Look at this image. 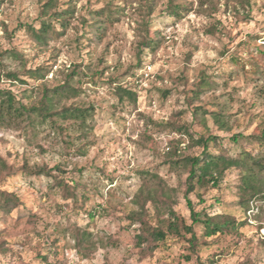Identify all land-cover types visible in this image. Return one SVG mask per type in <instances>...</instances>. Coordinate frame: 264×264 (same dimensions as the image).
<instances>
[{"label": "rangeland", "instance_id": "374dc122", "mask_svg": "<svg viewBox=\"0 0 264 264\" xmlns=\"http://www.w3.org/2000/svg\"><path fill=\"white\" fill-rule=\"evenodd\" d=\"M46 2L0 0V88L37 103L45 85L54 87L64 78L61 71L75 68L73 82L82 92L76 102L92 106L91 115L86 129L58 118L34 128L25 121L0 124V158L11 168L3 181L0 175V186L22 201L0 221V264H209L212 259L216 264H264V197L253 198L245 209L235 168L215 187L197 184L190 197L199 211L235 216L243 222L237 232L205 236L197 224L196 247L187 234L145 254L136 246L140 225L129 219L140 209L139 191L156 188L162 179L169 196L157 207L148 203L145 219L156 224L173 207L192 223L185 199L188 173L166 161V152L170 140L179 138L185 149L175 148L178 154L199 153L202 147L187 149L188 136L166 127L165 122L178 120L177 111L184 110L182 120L194 133L222 138L211 145L213 152L259 151L258 144H234L231 136L264 128V74L235 61L248 56L242 42L250 36L264 45V0L245 1L246 11L238 0H57L54 9H47ZM176 3L185 6L179 16L171 15ZM68 7L72 13L65 26L48 16ZM100 9H111L113 17L101 16L103 23L93 25L101 20L93 10ZM43 20L57 29L46 43L33 35ZM40 65L51 70L44 80L31 79L27 71ZM132 72L136 76L128 77ZM203 78L210 87L194 104L217 110L229 131L219 129L210 114L205 122L193 117L184 102L186 92ZM118 83L136 88L137 101H120ZM165 89H171L167 97ZM243 163L248 165L249 158ZM40 167L56 177L30 173ZM57 180L76 184L88 198L78 204L65 199ZM78 229L90 232L87 243L78 242Z\"/></svg>", "mask_w": 264, "mask_h": 264}, {"label": "trees", "instance_id": "16d2710c", "mask_svg": "<svg viewBox=\"0 0 264 264\" xmlns=\"http://www.w3.org/2000/svg\"><path fill=\"white\" fill-rule=\"evenodd\" d=\"M247 0H238V3L242 6V9L246 11L244 2ZM247 2V5L249 4ZM57 0H47L45 7L47 9L56 8ZM173 5V4H172ZM175 8L172 10L171 15L179 16L180 9H185V6L179 4H174ZM234 9L239 12L237 6ZM100 10H93L98 19L94 20L93 25L102 24L103 17L110 19L113 17L112 10H108L107 13ZM72 9L70 7L63 10H55L50 15L53 21L59 22L61 26H65L66 21L69 19ZM105 13V14H104ZM51 31H57L56 27L52 22L42 21L40 28L34 30L35 38L40 43H46L47 38L50 36ZM258 36H250V40L243 41L244 49L247 57L238 56L235 58L236 63L245 69L247 65H251L253 71L257 74H264V45L257 43ZM150 44H145L148 46ZM16 55V52H13ZM17 55H19L17 53ZM142 62L139 61V65ZM51 70L47 65H40L35 68H30L27 71V75L34 80H44ZM60 75L64 78L59 80L57 85L50 88L44 86L43 94L41 99L37 103H25L23 100L18 99L17 95L12 89L0 88V124L3 122L11 121H25L26 126L34 128L37 124L45 123L48 120L56 123L57 120L64 121H76L79 127H85L86 120L91 115L90 107H85L84 105L78 104L76 99L80 96L81 89L76 86L73 79L78 72L75 68L71 69L69 72L61 71ZM8 76L15 79L20 78L15 72H9ZM136 76V72H132L128 77ZM170 79L174 76L170 73ZM159 79L164 81V75H160ZM117 81V80H115ZM176 81V79L174 80ZM119 82V81H118ZM120 83V82H119ZM117 84V93L119 95V100L124 101L126 99H132L134 102L137 101L138 92L136 88L130 86H122ZM200 85L196 89L186 92L184 102L186 105L192 109L193 117L198 115L202 121H206V114H210L217 122L219 129L228 128L226 121L223 120V116L217 110H209L203 106H195V100L200 98L202 91L207 90L210 87V82L207 78H203ZM202 86V87H201ZM164 96L167 97L171 93V89H165L163 91ZM75 99V102L67 104L66 101ZM57 106H59L57 108ZM202 111V113H200ZM184 110H179L176 112L175 116L178 117L177 121H168L166 127L175 130L181 134L188 136L189 141L187 149H191L195 146L202 147L199 153L195 154H178L175 148L185 149L182 147V138L172 139L169 142V148L166 152L168 161L175 168L183 167L188 173L186 180V192L185 199L187 206L190 210V218L192 220L191 224H188L185 220V216L170 207L168 210V215L160 219L156 224H152L146 218L147 214V204L152 203L157 207V202L160 200H166L168 193L165 189V184L162 179L157 181L156 188H142L138 195L136 202L139 204V210H133L129 214V219L134 224L140 225V231L136 236V246L140 248L142 253H154L162 243H166L172 239L186 238L187 234H191L188 240L196 247L199 243L195 225L199 224L204 227L205 236L217 235L218 233L225 232H237L240 225L243 222H239L237 218L231 214L216 213L209 214L204 208L199 211L196 209V204L190 197V194L196 190L197 184L203 186L215 187L224 177L225 172L231 168H235L239 171L241 175V183L239 184V195L241 199V204L245 209H249L250 202L253 198L264 197V128L256 129L250 134H244L243 132H236L231 136V140L234 144H243L247 142L250 145L258 144L259 151L254 154V150L250 151L246 148H242L241 152L237 156H231L225 153H216L210 150L213 143H217L222 138L218 134H196L191 131V126L188 122L182 120V115ZM199 114H202L201 116ZM58 118V119H56ZM206 124V123H205ZM81 129V128H79ZM84 129V128H83ZM249 158L248 165H244V159ZM1 160V158H0ZM8 169L6 175H3L4 170ZM30 173L35 175L46 174L56 177L52 170L50 171L47 167H40L31 170ZM146 173L149 174V171ZM0 175H2L3 181L11 175L10 166L4 161L0 162ZM152 176L159 178L156 174ZM61 187L63 191V196L65 199H71L76 204H78L82 199H87L88 195L86 192L79 193V187L76 184H67L65 180H57L56 184ZM201 201H204L201 198ZM22 201L20 198L12 191L2 189L0 186V221H3L7 215H10L13 210L21 205ZM91 217L94 216V212L89 213ZM77 239L80 244L87 243L89 241L90 232L86 229H78ZM1 236V235H0ZM209 264H216V260L212 259Z\"/></svg>", "mask_w": 264, "mask_h": 264}, {"label": "built area", "instance_id": "2783aa9c", "mask_svg": "<svg viewBox=\"0 0 264 264\" xmlns=\"http://www.w3.org/2000/svg\"><path fill=\"white\" fill-rule=\"evenodd\" d=\"M151 73V66L147 67V70L144 72L145 79H147L150 76Z\"/></svg>", "mask_w": 264, "mask_h": 264}]
</instances>
